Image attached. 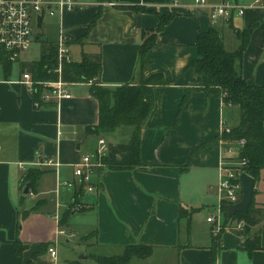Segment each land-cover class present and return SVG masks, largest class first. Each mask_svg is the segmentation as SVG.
<instances>
[{
  "label": "crops",
  "instance_id": "0c3cea01",
  "mask_svg": "<svg viewBox=\"0 0 264 264\" xmlns=\"http://www.w3.org/2000/svg\"><path fill=\"white\" fill-rule=\"evenodd\" d=\"M75 2L71 11L35 18L32 45L38 39L41 45L54 26L56 38L52 43H56L62 31L68 38L70 54L72 47L77 49V60L71 59L73 62L83 58L99 60L98 82L103 88L137 86L143 78L155 73L163 74L166 83L151 89L153 105L142 122L139 137L141 166L121 171L101 168L90 178L94 191L83 190L80 199L87 207L83 215L90 216L87 224L94 236L92 243L99 252L97 256L110 257L120 254L125 246L143 245L152 247L151 256L142 261L133 259L129 264L145 263L159 252L162 264H167V260L171 264H208L215 241L219 250L214 264H264V217L260 218L258 211L254 215L260 223L248 231L243 222L231 221L218 235L213 234V226L206 222L211 215L204 222L194 218L201 209L217 211V185L228 145L219 138L223 128L238 126L239 111L194 89L200 87L201 77L185 69L197 57L195 42L199 32L216 29L224 49L233 52L240 45L239 34L257 25L242 53L240 73L249 85L264 87V8L252 7L253 0H243L239 5L246 8L243 17L234 16L228 23L219 21L212 25L210 7L231 1L206 0L204 6H195L193 0H183L181 4L168 0L169 3L160 5L145 4L143 0ZM235 4H239L237 0ZM127 6H140L147 11L134 13L121 8ZM170 14H174L173 18L157 34L155 45L140 62L142 32L157 28L158 15ZM36 62L19 61L21 67ZM2 64L0 264L31 261L32 264H59L57 251L55 259L48 252L50 248L56 250L59 239L64 237L57 235V229L64 230L65 235L68 233L66 242L78 229L71 222L74 216L62 225L59 223V227L55 222V216L60 222L59 209L74 196V190L62 187L55 193L57 180L74 181V166L82 156L95 150L99 138L107 145L127 144L133 129L121 127L99 138L86 135L85 129L97 125L99 115L98 102L89 93L91 85H70V99L59 104L51 101L35 109L34 97L27 88L13 83L28 72H21L20 67L19 76L13 79L11 68L5 74ZM186 90L193 92L179 111ZM211 139L214 140L211 142ZM200 147L204 148L190 156L193 149ZM50 161L58 167L46 165ZM29 169L44 173L36 191L29 190L23 195L19 183ZM259 181H264V173L254 182L255 209L264 205V191L256 187ZM39 200L49 203L39 212L23 217ZM51 203L55 214L46 210L51 208ZM180 209L187 214L179 217ZM224 221L223 216V224ZM257 234L261 250L249 253L245 250L246 242ZM16 240L24 247L20 257L13 245Z\"/></svg>",
  "mask_w": 264,
  "mask_h": 264
},
{
  "label": "trees",
  "instance_id": "16d2710c",
  "mask_svg": "<svg viewBox=\"0 0 264 264\" xmlns=\"http://www.w3.org/2000/svg\"><path fill=\"white\" fill-rule=\"evenodd\" d=\"M168 0H143L145 4H164ZM134 13H144L146 8L140 6L121 7ZM99 14L95 16L92 25L95 23ZM173 15L163 17L158 15L159 23L155 30L143 31L141 34V45L139 48V61L142 62L150 49L155 45L157 34L171 21ZM257 25H253L239 34L240 45L236 51L228 52L224 49L221 37L218 31L210 28L206 32H199L195 48L197 57L191 61L185 69L193 70L201 77V85L198 88L209 96L220 99L223 105L237 107L239 111L238 126L230 129L229 134L223 133L219 140L226 144L238 145L240 140L244 145L238 150L239 160H244L245 164L240 169V173L253 178L254 181L260 178L264 173V87L249 85L241 76L240 63L244 49L246 48L249 37ZM56 44L41 41L40 59L36 63L23 65L21 72L31 73L36 81H54L56 76L52 74L55 68ZM4 73L9 74L11 63L2 64ZM51 71V72H50ZM101 73L99 60L90 61L83 58L80 62H72L63 67L62 79L67 83H88L93 81L90 88V95L98 102V123L95 126L85 129L86 135L96 138L102 135H108L121 127H130L133 133L127 144L108 145L107 154L103 157V170L121 171L133 169L141 166L140 160V130L144 119L149 115L152 109L151 89L166 85L164 76L161 73L151 74L143 78L139 85H124L111 90L103 88L98 78ZM193 90H186L179 107V111L186 102L189 93ZM35 108V107H34ZM38 109V108H35ZM214 139H211V142ZM218 140V139H217ZM204 147L195 148L190 156ZM43 171L29 169L21 177L19 186L22 190L26 184H29V190L36 191L39 179ZM84 186L74 188V202H77L83 193ZM47 200H39L34 206L25 212L23 217H28L31 213H37L48 205ZM223 216L225 222L235 221L244 223V229L248 231L260 223L259 218L254 215L253 199L248 209L247 216L235 214L228 217L224 207ZM183 209L179 210V217L186 215ZM60 219V225L64 224L66 216ZM188 221L187 225H189ZM20 231V221L17 225V233ZM246 242L245 250L252 253L261 250L260 237L255 235ZM15 252L20 257L24 247L18 240L13 242ZM219 248L213 241L210 248V259L208 264L216 262V254ZM152 247L143 245L125 246L121 253L110 257L91 256L89 259L95 264H129L133 259L143 260L151 256ZM37 256L35 255L34 258ZM33 258V260H34ZM28 264H32V261ZM70 264H80L72 262Z\"/></svg>",
  "mask_w": 264,
  "mask_h": 264
},
{
  "label": "built area",
  "instance_id": "2783aa9c",
  "mask_svg": "<svg viewBox=\"0 0 264 264\" xmlns=\"http://www.w3.org/2000/svg\"><path fill=\"white\" fill-rule=\"evenodd\" d=\"M76 2L75 0H0V64L18 63L21 56L26 53L32 45L34 33V19L47 15L53 17L56 14H62L64 11H71ZM195 6H204L206 0H193ZM176 5V2L173 3ZM252 7H263L264 0H253ZM246 8L230 2H224L220 5L212 6L209 9V20L212 25H216L219 21L228 23L236 17H243ZM56 59L55 68L52 74L56 76L54 81H36L30 73H23L20 79L14 84L24 85L30 94L34 97L33 105L40 108L51 101L59 104L61 100L71 98L68 86L73 85L62 79L63 67L71 64L73 61L70 57L68 47V38L59 31L56 41ZM51 72V71H50ZM93 81H88L91 85ZM229 134V128H223L222 134ZM238 145H244V141L240 140ZM108 145L103 139L97 140L95 150L91 154L81 157L80 162L74 166V181L57 180L55 193L59 188H68L74 190L76 186L83 185L84 190L93 192L94 187L90 183V178L103 168L102 159L107 154ZM245 164V161L242 160ZM243 164V165H244ZM46 165L57 168L58 164L48 162ZM243 167V166H242ZM240 170L237 174L223 161L220 167L219 183L217 185L218 208L215 214L206 219V222L213 226V234L220 232L223 226V209L227 206L234 205L241 199V184L239 177ZM55 222L59 227V218L55 216ZM57 235L65 236L62 229H57ZM51 258L55 259L56 250L50 248L48 250Z\"/></svg>",
  "mask_w": 264,
  "mask_h": 264
},
{
  "label": "rangeland",
  "instance_id": "374dc122",
  "mask_svg": "<svg viewBox=\"0 0 264 264\" xmlns=\"http://www.w3.org/2000/svg\"><path fill=\"white\" fill-rule=\"evenodd\" d=\"M182 1L183 0H177V3L181 4ZM229 1H231L232 4H235V0H229ZM237 1L239 3L238 5H240V3H242L243 0H237ZM246 1H249V0H246ZM166 3H169V2L167 1ZM158 5H160V4L158 3ZM170 15H174V14H170ZM162 16L164 18L168 17L165 15H162ZM44 22L49 23L48 19H44ZM55 31H56V29L54 28V26H52V29L49 32H47L48 35L46 37L44 36L43 40H48L49 42L54 41V39L56 38V36H55L56 32ZM36 32H37V30H36ZM68 43H69V41H68ZM70 50H71V54H70L71 59L73 61H76L77 57H75V52L77 49L72 47V49H70ZM40 52H41V45H40V41L38 39V41L34 42L33 45L31 46V48L21 56L20 61L21 62L38 61L40 58ZM10 67H11V75H12L11 77L13 79H17V77L19 76L21 64L19 62L14 63ZM1 70H2V68L0 65V75H1ZM99 139H102V138H99ZM110 141H111V139H110ZM225 147H227V151H226L227 157H225L223 161L228 166V168L232 169L233 172L235 174H237L238 171L242 168V166H244L243 165L244 163L242 162V160H239V156H238V150L241 148V146L228 144ZM256 187H257V189H261L262 191H264V181L257 182ZM27 201H29L30 204L33 203V202H31L30 197H27ZM51 205H52L51 208H47L46 210L50 211L52 214H55L56 209L54 207V204L51 203ZM253 210L258 211L260 218L264 217V205L259 209L254 208ZM86 211H87V207L82 203V200L79 199L77 202H74L73 197L71 198L69 203H67V205L64 208L59 209L58 213H59V216L61 218L63 217V215L68 214L66 216L65 222H67V220H69V218L71 216H74V218L72 219L71 222L73 223V226L78 229V230H76V232L75 231L73 232L74 237L73 236L70 237L69 242H66V239H65V237L68 236V233H67V235H65L64 237L59 239V244L56 246L59 264H70L72 262H78V263H82V264H95L94 261H92L89 258L91 256L99 255V252L93 247L94 245L92 242H93L94 236H93V233H91L89 231L90 228H88V224H87L90 221V216H84L83 215ZM214 213H216V210H214V209L213 210L201 209L200 212H197L194 215V218L198 222H204L207 216L213 215ZM227 223L228 222L224 221V224H223L221 230L225 226H227V227L229 226ZM229 224H230V222H229ZM221 230H220V232H221ZM218 234H219V232L216 235H218ZM167 255L169 256V254H167ZM161 256H162V254L160 252L155 253L154 257L152 259L150 258L151 260L148 259L149 261H147L145 263H141V264H162L164 262H161V260L159 259ZM146 259H143V260H146ZM140 261H142V260H140ZM169 262H171V260L166 261L167 264H171Z\"/></svg>",
  "mask_w": 264,
  "mask_h": 264
},
{
  "label": "water",
  "instance_id": "95a60500",
  "mask_svg": "<svg viewBox=\"0 0 264 264\" xmlns=\"http://www.w3.org/2000/svg\"><path fill=\"white\" fill-rule=\"evenodd\" d=\"M239 182L241 184V199L238 203L234 205L227 206L226 212L228 217H231L235 214H241L244 217L247 216L249 206L254 196V179L249 177L246 174H242L239 177ZM29 193V184H26L24 187L22 194L27 195Z\"/></svg>",
  "mask_w": 264,
  "mask_h": 264
}]
</instances>
